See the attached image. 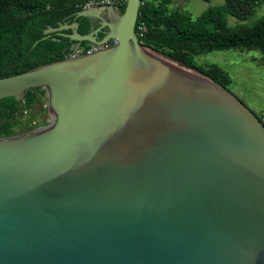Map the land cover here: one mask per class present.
<instances>
[{
    "label": "water",
    "instance_id": "obj_1",
    "mask_svg": "<svg viewBox=\"0 0 264 264\" xmlns=\"http://www.w3.org/2000/svg\"><path fill=\"white\" fill-rule=\"evenodd\" d=\"M141 4L83 9L100 26L33 46L115 45L0 78V100L49 101L46 125L0 138V264H264V123L144 46Z\"/></svg>",
    "mask_w": 264,
    "mask_h": 264
},
{
    "label": "trees",
    "instance_id": "obj_2",
    "mask_svg": "<svg viewBox=\"0 0 264 264\" xmlns=\"http://www.w3.org/2000/svg\"><path fill=\"white\" fill-rule=\"evenodd\" d=\"M140 22L147 30L141 43L155 52H162L169 60L209 77L230 89L233 80L228 71L214 62L198 63L196 57L215 50L245 48L258 50L264 63V16L252 24L230 26L227 15L247 20L264 0H225L210 6L197 17L180 9H171L173 0H141ZM210 2L211 0H206ZM86 0H0V78L13 76L42 65L65 59L75 43L69 37L51 33L43 37L48 27L79 22L80 34L92 30L89 18L79 16ZM126 4L120 6L123 12ZM71 29L62 33L70 34ZM55 38V39H54ZM89 42H82L88 47ZM46 90L32 88L24 93L25 105L31 108L46 96ZM22 100L8 97L0 100V138L32 131L30 125L36 115L22 117ZM47 116V111L41 108ZM44 120V119H43ZM41 121V120H39ZM21 128V131L17 129Z\"/></svg>",
    "mask_w": 264,
    "mask_h": 264
},
{
    "label": "rangeland",
    "instance_id": "obj_3",
    "mask_svg": "<svg viewBox=\"0 0 264 264\" xmlns=\"http://www.w3.org/2000/svg\"><path fill=\"white\" fill-rule=\"evenodd\" d=\"M224 1L173 0L170 8H178L193 17H197L208 7L221 5ZM263 16L264 3L247 20H239L231 15H227V20L230 26H235L237 24H252ZM155 53L168 59L162 52ZM196 61L198 63L214 62L220 64L229 72L233 80L230 86L231 92L246 103L257 115L264 110V63L262 61V54L258 50H247L245 48L215 50L197 56ZM42 102V99H40L29 108L30 112L37 116L38 120L45 119V114L41 111Z\"/></svg>",
    "mask_w": 264,
    "mask_h": 264
},
{
    "label": "built area",
    "instance_id": "obj_4",
    "mask_svg": "<svg viewBox=\"0 0 264 264\" xmlns=\"http://www.w3.org/2000/svg\"><path fill=\"white\" fill-rule=\"evenodd\" d=\"M126 3H127V0H86V2L83 5V9L105 6V5H107V6H109V5L110 6H119L120 7ZM146 30H147V26H146L145 22H143V21L140 22L138 25V28L136 30L138 37L143 35V33ZM116 43H117L116 40H110L108 43L103 44L101 46L90 43L88 47L81 46L76 50H72L71 53L67 57L74 58V57H79V56H82L85 54H91V53L97 52L101 49L113 46ZM41 108L44 109L45 111H47L46 112L47 116L44 120H41V121H39L37 119H32L30 121V125L34 129L47 124L48 114H49V101H48V95L47 94L43 99V102L41 104ZM20 112L22 113V117H24V118L30 117L31 112H30V109L25 105V100H22V103L20 105ZM258 116H259L260 120L264 123V110L261 111Z\"/></svg>",
    "mask_w": 264,
    "mask_h": 264
},
{
    "label": "flooded vegetation",
    "instance_id": "obj_5",
    "mask_svg": "<svg viewBox=\"0 0 264 264\" xmlns=\"http://www.w3.org/2000/svg\"><path fill=\"white\" fill-rule=\"evenodd\" d=\"M98 26H100V21H95L93 24H92V30L93 31L94 29H96ZM100 37H102L103 35L102 34H99Z\"/></svg>",
    "mask_w": 264,
    "mask_h": 264
},
{
    "label": "crops",
    "instance_id": "obj_6",
    "mask_svg": "<svg viewBox=\"0 0 264 264\" xmlns=\"http://www.w3.org/2000/svg\"><path fill=\"white\" fill-rule=\"evenodd\" d=\"M22 129L18 127L17 131H21Z\"/></svg>",
    "mask_w": 264,
    "mask_h": 264
}]
</instances>
